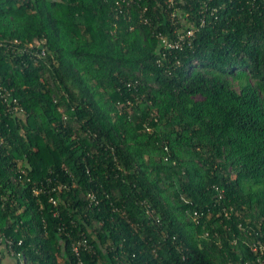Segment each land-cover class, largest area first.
Wrapping results in <instances>:
<instances>
[{"label": "trees", "instance_id": "trees-1", "mask_svg": "<svg viewBox=\"0 0 264 264\" xmlns=\"http://www.w3.org/2000/svg\"><path fill=\"white\" fill-rule=\"evenodd\" d=\"M116 1L0 0L2 233L24 264H264V0Z\"/></svg>", "mask_w": 264, "mask_h": 264}, {"label": "built area", "instance_id": "built-area-1", "mask_svg": "<svg viewBox=\"0 0 264 264\" xmlns=\"http://www.w3.org/2000/svg\"><path fill=\"white\" fill-rule=\"evenodd\" d=\"M20 1V0H19ZM22 2L25 0H21ZM132 1L134 0H117V4H126V5H130L131 3H133ZM176 12H173L172 16H175ZM162 39V46L164 48V50H168V49H177V48H181L183 46V41L185 39V35L184 34H179L178 39L176 41H170L167 38L161 36ZM44 41H35L30 42V43H26L24 45H28L29 47H34L36 45V47H39V50L36 51L35 55L37 56V58H45L47 55V49L45 47H42L40 44L43 43ZM14 43H23L19 40H14ZM0 45L3 46L5 45L7 48H11L13 47V44L11 42H0ZM14 48V47H13ZM0 100L4 103L7 112L12 115V116H17L20 114L24 113V109L19 101V99L13 94L12 90L7 88V87H3L1 85L0 82ZM6 243L7 247L9 248L10 253L16 257L17 260H19V264H24V256L23 253L21 251H17L14 250V241L10 238H6V236L2 233L1 229H0V243ZM22 240L19 241L18 244H21ZM84 248V249H92V246L88 243V240L86 237L79 239V241L74 242L72 244V249L74 252H76L77 254H80V249Z\"/></svg>", "mask_w": 264, "mask_h": 264}, {"label": "crops", "instance_id": "crops-1", "mask_svg": "<svg viewBox=\"0 0 264 264\" xmlns=\"http://www.w3.org/2000/svg\"><path fill=\"white\" fill-rule=\"evenodd\" d=\"M0 264H18V260L10 253L4 242L0 243Z\"/></svg>", "mask_w": 264, "mask_h": 264}]
</instances>
